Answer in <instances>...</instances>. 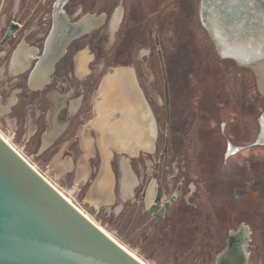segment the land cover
Returning <instances> with one entry per match:
<instances>
[{
  "label": "flooded vegetation",
  "instance_id": "obj_1",
  "mask_svg": "<svg viewBox=\"0 0 264 264\" xmlns=\"http://www.w3.org/2000/svg\"><path fill=\"white\" fill-rule=\"evenodd\" d=\"M56 1L0 0V88L4 87V95L12 90L13 104L28 107L32 102L47 108V94L51 92L56 96L57 109L64 112L70 106L74 112L69 135L75 134L73 131L86 122L88 116L96 117L97 132L91 131L96 145V153L91 156L94 159L100 153L96 133L101 147L104 141L99 132L103 118L97 113V93L104 76L97 72L99 53L102 49L108 50L109 67L132 65L157 123L155 140L158 144L154 153L140 151L133 159L137 161L138 173L131 183L133 192L129 196L136 197L142 205L141 215H147L158 231L182 242L183 253L194 251L202 264H264V177H259L252 166L255 176L251 174L245 184L240 182L242 175L238 178L235 173L226 171L227 186L219 191L213 186L216 165L208 158L206 148L224 141L230 147L229 152L236 153L241 151L239 147L254 142L259 131L253 141L242 142L244 130L236 116L237 110L243 113V102L238 101L242 97L228 90L226 79L210 65V60L202 61L208 55L202 40L204 32L212 39L201 20V0H68L63 7L66 18L60 20L62 25H75L87 16L102 14L105 22L73 37L53 72L47 74L46 67L40 64L55 24ZM109 25L113 37L106 47L103 38ZM86 47L93 53L94 69L85 73L88 57H81L79 70L84 72L78 74L74 56ZM215 51L218 61L232 63L238 70L251 73L257 84L252 70L221 58L216 47ZM148 61H152V65L154 62L162 82L160 91L155 94V104L145 85ZM202 62L205 65L203 90L192 92L185 82L197 75H193V71L189 73L188 67L201 63L199 71ZM57 92L67 93V98L57 96ZM256 102L246 106L253 114L257 110ZM158 107L163 112L157 111ZM189 111L194 123L188 118ZM216 111L229 112L232 117L221 122L219 128H206L211 114ZM161 115L165 121L160 120ZM195 145L200 148L198 154L192 149ZM184 146L190 148L192 158L196 157L198 169L195 171L183 169L181 173L176 168ZM102 150L108 158L110 150L103 147ZM228 158L227 150L221 163ZM117 160L114 155L112 161ZM125 173L128 174V167ZM125 181L124 187L128 190ZM259 208L262 218H259Z\"/></svg>",
  "mask_w": 264,
  "mask_h": 264
},
{
  "label": "water",
  "instance_id": "obj_2",
  "mask_svg": "<svg viewBox=\"0 0 264 264\" xmlns=\"http://www.w3.org/2000/svg\"><path fill=\"white\" fill-rule=\"evenodd\" d=\"M67 1L55 3L56 20L40 64L46 67L47 74L53 72L73 37L105 22L102 14L87 16L75 25H62L60 20L66 18L63 7ZM200 13L220 57L252 70L264 96V0H201ZM111 68L116 69L117 75L113 115L123 114L139 125L145 121L148 124L144 129L147 145L142 150H154L156 118L138 83L134 67L110 66L98 90ZM258 119L257 139L239 150L264 144V112ZM229 148L228 145V154H234ZM0 264L144 263L69 201L0 135Z\"/></svg>",
  "mask_w": 264,
  "mask_h": 264
},
{
  "label": "rangeland",
  "instance_id": "obj_3",
  "mask_svg": "<svg viewBox=\"0 0 264 264\" xmlns=\"http://www.w3.org/2000/svg\"><path fill=\"white\" fill-rule=\"evenodd\" d=\"M203 43L206 44V51L208 55L202 58L203 62L205 59L210 60V65L214 67L223 79H226L228 90L236 92L242 99L238 98V101L243 102L242 114L237 110V118L241 121L243 128V143H249L256 137L258 131H260L259 117L264 112V96L260 92L258 85L255 84V79L251 73L243 70L240 71L232 63H221L218 61L216 56L215 47L213 41L210 40L208 35L204 32ZM113 37L110 25L107 26L103 44L107 47L110 45V39ZM196 41V40H195ZM198 43V40L196 41ZM105 59V61H104ZM150 60V59H148ZM202 62V68L200 66L198 71V65L193 64L188 69L191 70L189 73L197 75V77H190L185 82L188 90L192 92L203 90L202 83L205 65ZM206 64V63H205ZM108 65V50L102 49L98 57V74L106 73ZM154 65V62H153ZM152 65V61L146 63L145 70L147 71L144 75L145 85L150 91L152 103L155 104V94L160 91V85L162 87L161 79L159 78V72ZM204 65V67H203ZM207 65V64H206ZM106 70H105V69ZM204 81V82H203ZM101 83V82H100ZM257 85V88H256ZM4 87L0 88V129L10 137L12 142L30 159L34 162L39 170L53 180L62 190L71 196L75 203L82 207L85 211L90 213L98 222L105 226L117 239L126 244L128 247L136 251L146 261L153 264H202L200 259L196 257L194 251L183 253V244L179 242L174 236H168L165 233L158 231L157 227L151 224L150 218L146 215H141L142 205L131 196L124 197L120 190V179L122 173L128 167L133 176L137 177V161L133 159L138 157L139 152H146V154H153L156 145L158 144L155 140L154 150L146 151L140 150L137 154L130 155L127 152L118 151L113 147H110V155H108V161L104 163V153L100 145L99 137L96 133L100 150L99 156L91 160L89 164L90 173L85 180L80 178L79 172L84 168L82 158L86 161L87 149L80 150L76 149L75 144L70 148L65 149L64 140L60 138H50L49 133L51 132L50 125L41 123H32L30 113L32 117L33 109L24 105L13 104L12 97L15 95L12 90L8 91V94L3 93ZM257 100V110L255 114L251 109H247L251 103H255ZM149 105L150 101L147 100ZM160 104L162 103L159 99ZM30 104H33L30 102ZM160 107V106H159ZM157 108L159 112L163 110ZM162 107V106H161ZM233 112L236 114V110L233 108ZM191 111L188 112V118L190 121L193 120ZM232 115L227 112H218L211 114V119L207 124L206 128L221 126V122L228 121ZM161 121H165L164 116L161 115ZM38 122V119H37ZM162 123V122H161ZM36 127L38 130L36 131ZM248 129V133L246 132ZM217 131V130H216ZM97 132V131H96ZM90 135H92L90 133ZM194 151L200 149L198 145L192 147ZM209 149V150H208ZM228 144L224 141L221 145L211 146L206 148L208 151V158L211 159V163L216 165L215 175L213 177V186L216 191L223 189L226 185L224 179V172H232L239 178L242 175L241 180L238 182L243 184L246 183V179L252 174L253 167L259 172V177H264V144L255 147H248L247 149L241 150L234 154L229 155V158L225 163L222 162L223 154L227 152ZM182 156L177 161L176 168L178 171L183 169H194L197 170V162L192 158L191 150L188 146L183 147ZM74 151L75 156L72 154ZM95 155V151H92ZM199 152V151H198ZM91 154V155H92ZM71 155L72 159L68 156ZM118 158L117 161H112V158ZM149 158V157H148ZM131 159L133 161H129ZM128 162H127V161ZM137 160V159H136ZM103 161V162H102ZM104 164L111 167V170L116 174L115 183L113 185V195L109 200L98 201L96 194L93 192L95 182L100 177L101 169ZM88 166V164H86ZM241 167V168H240ZM245 170L247 171L245 175ZM182 173V172H181ZM248 180V179H247ZM118 181V182H117ZM239 182V183H240ZM117 184V185H116ZM69 191V192H68ZM138 195V189L135 190ZM218 200V199H217ZM217 202V201H216ZM261 208H259V218L263 216ZM151 227V228H150ZM151 263V264H152Z\"/></svg>",
  "mask_w": 264,
  "mask_h": 264
},
{
  "label": "bare ground",
  "instance_id": "obj_4",
  "mask_svg": "<svg viewBox=\"0 0 264 264\" xmlns=\"http://www.w3.org/2000/svg\"><path fill=\"white\" fill-rule=\"evenodd\" d=\"M119 18V17H118ZM85 60V59H84ZM112 69V70H111ZM111 73L105 79L104 84L101 90H98L97 93V106H98V115L102 117V126L99 128V132L103 141V149H109L113 147L118 150H123L130 155H133L135 152L137 153L140 149L145 148L147 145L146 135L144 129L147 128L145 121L139 125L138 122H132L131 120L121 115H113L114 109L116 108V69L111 68ZM113 111V113H112ZM0 135L7 140L22 156H24L38 171L39 168L37 165L32 162L28 157L12 142L9 136H7L1 129ZM141 140V141H140ZM139 142V143H138ZM137 143V144H136ZM135 147V149L133 147ZM107 152V151H106ZM105 152V153H106ZM108 159H105V162ZM41 172V171H40ZM42 173V172H41ZM44 177L51 182L69 201L73 202L86 216H88L93 222H95L102 230H104L108 235H110L114 240H116L119 244H121L126 250H128L133 256L138 258L144 264H151L146 261L143 257H141L136 251L128 247L126 244L117 239L105 226H103L100 222H98L90 213L85 211L82 207H80L74 200L71 198L69 194H67L64 190H62L53 180H51L48 176L42 173ZM113 184V176L107 166H105L102 170V173L98 180L95 182L93 192L97 195L96 197H100L104 200H109L112 198L111 187ZM69 192V191H68ZM153 264V263H152Z\"/></svg>",
  "mask_w": 264,
  "mask_h": 264
},
{
  "label": "crops",
  "instance_id": "obj_5",
  "mask_svg": "<svg viewBox=\"0 0 264 264\" xmlns=\"http://www.w3.org/2000/svg\"><path fill=\"white\" fill-rule=\"evenodd\" d=\"M85 56H86V58L88 57L86 62H85L86 63L85 64V67H86L85 73L89 74V72H91V70L94 69L93 68L94 64H91L93 61V53L90 51V49H88L86 47V48L78 50L74 56L75 72L78 74H80V72H84V71L79 70V65L81 62V57L85 58ZM92 65H93V67H92ZM66 94L67 93L57 92V96H59L61 98H67ZM55 97L56 96H54V94H52L51 92H49L47 94V99H48L47 101L49 104L47 108H41V107L35 105V103L30 104V105H32L31 107H33V109L30 110L32 112V117H31V113H30V118L32 119V123H34V124L36 123V125H37V123H41V122H43L45 124V126L50 125L51 126L50 127L51 132L49 133V137L53 138V139L54 138L55 139L60 138L61 140H64L65 149H68L73 144H75L76 149L77 150L79 149L80 152L82 151V149L85 150V148L87 149V151H89L88 153H86V161L82 158V163H84V166H83L84 168H82L79 172L80 178H82V180H85V178H87L88 174L90 173L89 164H90L91 160H94L91 157V156H94V154H92L93 149L96 153L95 137L93 135H90V133L92 134L91 131L93 129L96 130V127L94 125L96 117L88 116L87 117L88 119H86V122L77 126L76 129L73 131V132H75V134L69 135L68 131L69 130L72 131L71 129H69V124H70L71 119H73V117H74V112H72V109L70 106L64 112L57 109L56 108L57 107L56 106L57 101H56ZM30 105L28 106V108H30ZM92 118H94V119L92 120ZM37 119H38V122H37ZM37 130H38V127H36V131ZM67 135H69V136H67ZM97 136H98V134H97ZM97 147H99V143H97ZM72 154L75 156L76 153L74 151H72ZM68 157L72 159L71 155H69ZM103 161L105 163V159H103ZM86 164H88V166ZM105 166L106 165L104 164V167ZM104 167H102L100 172H102ZM108 168H109V170H111V167L108 166ZM110 172L113 176V184L111 187V192H112L113 191V185L115 183V178H116V180L118 178H117L116 174L114 176V173L112 171H110ZM135 178L136 177L133 176V174H131L130 171L128 172V174L125 173V170L123 171L122 178L120 179L119 185H120L121 193L124 197L129 196V194L133 192L131 183L133 182V180H135ZM125 180H127V182ZM124 181L127 184L128 190H126V188L124 187V185H125ZM112 195H113V192H112Z\"/></svg>",
  "mask_w": 264,
  "mask_h": 264
}]
</instances>
